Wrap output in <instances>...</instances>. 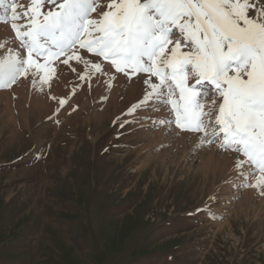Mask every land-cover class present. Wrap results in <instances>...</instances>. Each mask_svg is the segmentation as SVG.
Segmentation results:
<instances>
[{
    "label": "rangeland",
    "instance_id": "374dc122",
    "mask_svg": "<svg viewBox=\"0 0 264 264\" xmlns=\"http://www.w3.org/2000/svg\"><path fill=\"white\" fill-rule=\"evenodd\" d=\"M103 80L0 90V264H264V196L236 191L224 168L204 173L211 146L190 155L194 137L120 128L136 99L117 108L128 87ZM53 95L68 99L50 120ZM206 202L222 218L196 213Z\"/></svg>",
    "mask_w": 264,
    "mask_h": 264
},
{
    "label": "snow or ice",
    "instance_id": "6c2138e0",
    "mask_svg": "<svg viewBox=\"0 0 264 264\" xmlns=\"http://www.w3.org/2000/svg\"><path fill=\"white\" fill-rule=\"evenodd\" d=\"M0 23L13 33L0 37V90L24 79L44 92L69 72L72 93L101 77L107 88L134 78L137 98L123 113L132 119L120 128L188 133L190 155L229 153L227 183L264 196V0H0ZM50 98L51 120L68 97ZM195 211L222 218L208 202Z\"/></svg>",
    "mask_w": 264,
    "mask_h": 264
},
{
    "label": "bare ground",
    "instance_id": "6f19581e",
    "mask_svg": "<svg viewBox=\"0 0 264 264\" xmlns=\"http://www.w3.org/2000/svg\"><path fill=\"white\" fill-rule=\"evenodd\" d=\"M2 33H5V36H7V37H11V33H10V31L9 30H7L6 29V26H5V24H1L0 25V34H2ZM3 35V34H2ZM118 82V84L120 85L121 84V82L123 83V84H125L128 88H126V90H124V91H122L123 92V99H124V101L123 102H121V103H119L118 105L119 106H117V108H124L123 106H125V105H127L128 103H131V101H133V100H135L136 98H137V92H138V90H139V86L134 82V80H132V81H128V82H125L123 79H118L117 80ZM103 82V81H102ZM100 85V84H99ZM105 85V84H104ZM116 86V85H115ZM122 86V85H121ZM124 86V85H123ZM119 90H121V89H119ZM96 91H98L97 90V88H96ZM103 93V92H102ZM117 95V94H116ZM119 95V94H118ZM113 99V98H112ZM114 102V101H113ZM118 102V101H117ZM112 103V102H111ZM117 110V109H116ZM183 135V137H184V135H185V137H186V135H188V136H190V137H192L190 134H188V133H181V134H179V135H177V136H182ZM178 138V137H177ZM176 138V139H177ZM174 139V138H173ZM187 139V138H186ZM191 139V138H190ZM192 140V139H191ZM177 141V140H176ZM176 141H174V142H176ZM182 141V140H181ZM194 141L195 140H193V144H194ZM178 142H179V140L177 141V144H178ZM184 142V141H183ZM182 142V143H183ZM185 143H187V142H185ZM190 143V142H189ZM175 144V143H174ZM179 145V144H178ZM182 146H183V144H181ZM189 145H192V143L191 144H189ZM182 146H181V148H182ZM185 146V145H184ZM183 146V147H184ZM178 147V146H177ZM191 147V146H190ZM210 147V146H209ZM180 148V149H181ZM187 148H189V147H187ZM211 148V150H209L208 148L207 149H205V152L204 151H202V152H200L201 154H199V156H200V159H201V166H202V169H203V171L204 170H206V171H209L210 169L209 168H213L212 169V171H214V174H215V172H216V174H218L217 173V171L219 170V169H222V168H224L226 171L225 172H227V176H229L230 178L231 177H235V175L232 173L233 171H232V164H233V161H232V158H231V155L229 154V153H226V152H224V153H221V152H218L217 151V149L215 148V146L213 147V146H211L210 147ZM176 149H178V148H176ZM186 149V148H185ZM185 149H182V150H185ZM191 149V148H190ZM169 150V149H168ZM207 150V151H206ZM187 151V150H186ZM185 151V152H186ZM182 152V151H181ZM187 154V153H186ZM185 154V155H186ZM182 155H183V153H182ZM188 157V156H187ZM197 159H198V157H197ZM199 160V159H198ZM200 161V160H199ZM198 164V165H199ZM200 165H199V167H200ZM200 169V168H199ZM209 169V170H208ZM195 171V170H194ZM200 171V170H199ZM206 171H204V173L206 172ZM220 171V170H219ZM211 172V171H210ZM229 173V174H228ZM213 174V175H214ZM215 174V175H216ZM209 175V174H208ZM225 176V175H224ZM234 182H235V180H234ZM236 190V189H235ZM246 190V188H243V189H238L237 191H245ZM235 195V194H234ZM243 196V195H242ZM260 198V197H259ZM216 209V206H214V209H213V211Z\"/></svg>",
    "mask_w": 264,
    "mask_h": 264
},
{
    "label": "crops",
    "instance_id": "0c3cea01",
    "mask_svg": "<svg viewBox=\"0 0 264 264\" xmlns=\"http://www.w3.org/2000/svg\"><path fill=\"white\" fill-rule=\"evenodd\" d=\"M2 262H3V260H2Z\"/></svg>",
    "mask_w": 264,
    "mask_h": 264
}]
</instances>
